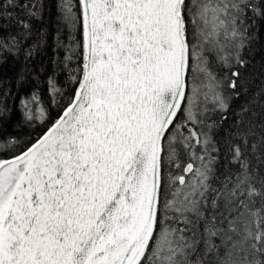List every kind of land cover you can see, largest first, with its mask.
I'll return each instance as SVG.
<instances>
[{"label":"snow or ice","instance_id":"6c2138e0","mask_svg":"<svg viewBox=\"0 0 264 264\" xmlns=\"http://www.w3.org/2000/svg\"><path fill=\"white\" fill-rule=\"evenodd\" d=\"M0 264H264V0H0Z\"/></svg>","mask_w":264,"mask_h":264},{"label":"trees","instance_id":"16d2710c","mask_svg":"<svg viewBox=\"0 0 264 264\" xmlns=\"http://www.w3.org/2000/svg\"><path fill=\"white\" fill-rule=\"evenodd\" d=\"M48 55H50V53H46V54L42 57L44 64H47V63H48V59H47V56H48ZM38 63H39V61H38ZM5 72L7 73V72H8V69H6Z\"/></svg>","mask_w":264,"mask_h":264}]
</instances>
